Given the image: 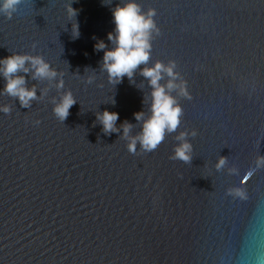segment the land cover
Returning <instances> with one entry per match:
<instances>
[{"label":"water","instance_id":"1","mask_svg":"<svg viewBox=\"0 0 264 264\" xmlns=\"http://www.w3.org/2000/svg\"><path fill=\"white\" fill-rule=\"evenodd\" d=\"M68 2L0 13V58L42 57L57 73L16 74L36 89L28 108L0 94V264H264V0H136L154 13L150 57L115 85L94 45L113 47L110 8L125 0H74L76 17ZM157 62L173 65L179 124L130 152L134 113L151 115L140 68ZM69 91L77 103L60 122L53 108ZM104 110L120 131L104 133Z\"/></svg>","mask_w":264,"mask_h":264},{"label":"clouds","instance_id":"2","mask_svg":"<svg viewBox=\"0 0 264 264\" xmlns=\"http://www.w3.org/2000/svg\"><path fill=\"white\" fill-rule=\"evenodd\" d=\"M20 0H0V13H3L7 19H11L13 12L16 11ZM74 0H69L66 11L69 17H76L78 9L72 7ZM102 4H111V0H102ZM112 14V23L114 28L107 33V40L113 47L109 48L104 40L99 39L94 45L95 50L103 51L102 71L107 73L108 82L110 84H119L125 77L131 81L133 74L141 65H146L150 57V35L155 25L151 19L154 14L150 10L144 14L136 0H125L123 4H117L110 8ZM73 38L79 37V25H72ZM95 39V37H93ZM26 63L29 65L26 67ZM33 72V78H55L57 73L51 69L50 65L43 60L42 57H32L28 55L13 54L0 58V76L3 77L5 84L0 94L7 93L18 99L21 107L28 108L30 102L36 99V89L26 88V80L23 75H16L18 72ZM140 74L148 80L151 87V115L144 119L143 112L134 113L136 121H143L141 133L138 137H134L129 141L128 150L135 151L137 142L143 150H153L164 138L165 131L173 132L179 124V116L181 109L174 97L169 93L177 87L173 83L175 74L173 65L165 66L160 62L155 63L152 67L140 68ZM162 74H167L170 79L166 85H161L159 81ZM90 82V81H89ZM62 80L58 82L57 87H62ZM181 94L184 89L180 86ZM77 101L71 92L65 93L53 108V114L60 121L66 120L69 115V109L76 104ZM8 106H0V112L9 113ZM97 119L103 127L104 133L118 132L115 124L119 119V114L104 110L97 114ZM123 135L127 136L130 131V125H121ZM190 146L185 143L176 149V157L187 161L190 157L186 155ZM224 164V159L218 162V166Z\"/></svg>","mask_w":264,"mask_h":264}]
</instances>
